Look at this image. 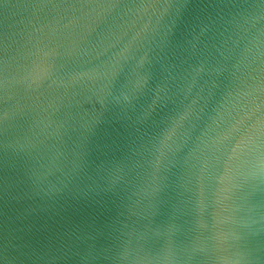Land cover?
Instances as JSON below:
<instances>
[{
	"label": "water",
	"instance_id": "95a60500",
	"mask_svg": "<svg viewBox=\"0 0 264 264\" xmlns=\"http://www.w3.org/2000/svg\"><path fill=\"white\" fill-rule=\"evenodd\" d=\"M0 264H264V0H0Z\"/></svg>",
	"mask_w": 264,
	"mask_h": 264
}]
</instances>
